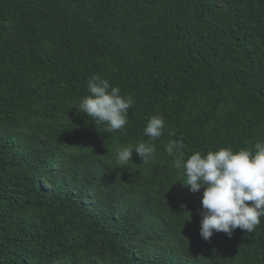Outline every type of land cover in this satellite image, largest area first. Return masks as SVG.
<instances>
[{
    "label": "trees",
    "instance_id": "1",
    "mask_svg": "<svg viewBox=\"0 0 264 264\" xmlns=\"http://www.w3.org/2000/svg\"><path fill=\"white\" fill-rule=\"evenodd\" d=\"M97 73L132 96L125 129L79 111ZM258 141L264 0H0V264H264V217L205 241L174 164Z\"/></svg>",
    "mask_w": 264,
    "mask_h": 264
},
{
    "label": "clouds",
    "instance_id": "2",
    "mask_svg": "<svg viewBox=\"0 0 264 264\" xmlns=\"http://www.w3.org/2000/svg\"><path fill=\"white\" fill-rule=\"evenodd\" d=\"M89 95L83 97L78 109L92 118L96 124H104L105 131L112 133L125 129L128 111L134 106L131 95H121L118 86H112L107 78L93 74L87 80ZM165 130L162 115L149 118L144 129L150 139L160 138ZM183 148L181 140H172L166 145L169 155ZM133 149L144 163L154 156L155 145L139 143L118 151V164L131 161ZM176 168L185 170L186 181H182L192 193L203 189L201 203L200 235L210 241L216 232L229 237L234 230L251 233L264 217V141H258L253 149L233 151L220 148L202 154L197 151L183 161H174ZM251 202V203H248Z\"/></svg>",
    "mask_w": 264,
    "mask_h": 264
}]
</instances>
